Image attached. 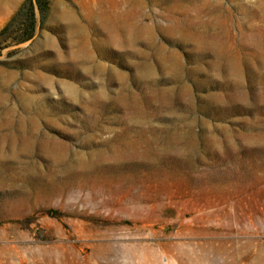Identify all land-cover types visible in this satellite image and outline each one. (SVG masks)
Listing matches in <instances>:
<instances>
[{"label":"rangeland","instance_id":"1","mask_svg":"<svg viewBox=\"0 0 264 264\" xmlns=\"http://www.w3.org/2000/svg\"><path fill=\"white\" fill-rule=\"evenodd\" d=\"M212 2L237 44L264 26L262 0ZM195 5L51 0L1 50L0 264H264V65L223 70ZM127 10L148 30L106 28Z\"/></svg>","mask_w":264,"mask_h":264},{"label":"bare ground","instance_id":"2","mask_svg":"<svg viewBox=\"0 0 264 264\" xmlns=\"http://www.w3.org/2000/svg\"><path fill=\"white\" fill-rule=\"evenodd\" d=\"M191 2L196 4L195 9H193L196 14L189 15L185 22V28L183 27V29L187 30L188 33L193 32L194 34L202 35L203 42H205L208 47H211L210 51H213L219 63L221 64L220 67H222L223 70H231L232 75L238 74L239 62L233 53L235 47L241 48L243 52L248 51V55L254 51V56H259V63L261 62V64L264 65L263 25H251L247 28H244L243 25L239 26V35L241 39L240 43L237 44L235 43L237 38L232 35L230 25H228L225 21H222L219 16L215 15L218 10H213V8L217 7V5H213L212 0H191ZM261 6L263 7L264 13V0H262ZM130 11H125V13L128 15V19L124 20L123 17L121 18L122 14H118L108 17L104 22V25L106 28L119 33L124 31L130 33L133 32L135 28H139L141 32L148 30V27L137 23V15ZM227 14H232L231 9L229 11L227 10ZM205 18H207V20ZM174 28L175 30H179L181 27H171V30H174ZM194 34L191 35L194 36ZM212 48H216L217 51L215 50V52ZM249 51L252 52L249 53ZM234 85L235 84L232 83V86H229L232 88V93L228 96V98L230 97L232 101L236 100L238 97V95H236V89Z\"/></svg>","mask_w":264,"mask_h":264},{"label":"trees","instance_id":"3","mask_svg":"<svg viewBox=\"0 0 264 264\" xmlns=\"http://www.w3.org/2000/svg\"><path fill=\"white\" fill-rule=\"evenodd\" d=\"M51 0H26L11 20L0 30L1 50L33 40L46 23Z\"/></svg>","mask_w":264,"mask_h":264},{"label":"water","instance_id":"4","mask_svg":"<svg viewBox=\"0 0 264 264\" xmlns=\"http://www.w3.org/2000/svg\"><path fill=\"white\" fill-rule=\"evenodd\" d=\"M29 42H31V41H29Z\"/></svg>","mask_w":264,"mask_h":264}]
</instances>
